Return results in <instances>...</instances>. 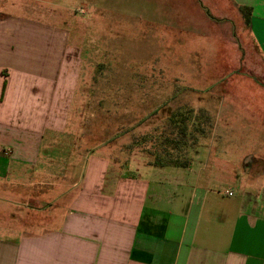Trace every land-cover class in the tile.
I'll list each match as a JSON object with an SVG mask.
<instances>
[{
    "label": "crops",
    "instance_id": "1",
    "mask_svg": "<svg viewBox=\"0 0 264 264\" xmlns=\"http://www.w3.org/2000/svg\"><path fill=\"white\" fill-rule=\"evenodd\" d=\"M10 1L0 0V264H264V195L228 197L202 187L217 182L212 173L217 167L210 164L214 149L196 147L190 158L188 149L184 163H161L155 153L115 147L97 155L93 144L80 148L84 141L93 143V133L82 137L83 122L72 126L64 104L72 105L81 86L84 93L80 76L90 61L73 48L70 36L11 16L40 10L15 8ZM137 2H142L135 6L137 19L174 32L204 27L201 34L216 44L224 42L222 21L233 15L249 34L259 32L253 41L264 54V0H218L223 5L215 4L217 9L229 14L185 19L189 23L176 18L186 17L198 0ZM171 11L179 14L169 19ZM136 55L141 60L138 50ZM120 65L109 74L144 76L129 71L125 61ZM155 67L163 72L170 65ZM86 87L78 95L83 104L90 101ZM145 92L137 89L140 100ZM65 138L76 139L75 146L65 149ZM35 188L42 189L47 205L67 200L66 210L60 214L53 206L45 215L10 210ZM32 198V204L42 201Z\"/></svg>",
    "mask_w": 264,
    "mask_h": 264
},
{
    "label": "rangeland",
    "instance_id": "2",
    "mask_svg": "<svg viewBox=\"0 0 264 264\" xmlns=\"http://www.w3.org/2000/svg\"><path fill=\"white\" fill-rule=\"evenodd\" d=\"M10 2L15 8L22 4L37 7L40 12L13 11L11 16L53 27L58 33L70 36L73 48L90 61L80 76L81 84L89 86L90 101L83 104L80 100L87 90L85 86L83 93L81 86L72 105L64 104V113L73 122L72 126L80 121L83 122L78 130L80 134L93 133V143L84 141L80 148L93 144L97 155L115 147L129 150L130 154L155 153L161 157L156 158L161 163L169 160L184 163L183 154L188 149L189 158L196 147L204 151L214 149L210 164L217 167L212 171L217 182L211 189L202 187L221 196L228 188L233 189L236 196L264 195V54L253 41L259 37V32L254 29L249 34L244 21H237L233 15H227V11L221 14L216 5L222 6V2L198 0L199 6H188L186 17L176 18L178 22L189 23L185 19L196 22L213 20L220 15L231 16L227 19L229 22L222 21L220 32L224 42L218 44L201 34L206 30L204 27L200 31L179 27L174 32L171 27L153 26L137 19L134 15L139 13L135 6L142 3L137 0ZM90 7L92 11H88ZM177 13L171 11L168 18L173 19ZM168 33L173 39H168ZM109 61H112L111 66ZM124 61L129 71L144 76L136 75L137 79L109 74ZM162 63L171 68L157 71L155 65ZM138 82L145 86L134 85ZM164 86L169 91L164 92ZM138 88L146 90V99L140 100ZM159 104L162 106L157 107ZM188 109L194 110L193 117H203L204 122L196 125L189 121L184 136L179 127L169 123V117ZM199 129L201 131H197ZM172 140H176V144ZM77 141L82 142L79 138ZM74 142L76 139L65 138L64 148L75 146ZM166 152L172 156L163 157ZM41 190L35 188L33 198L27 197L22 204L12 202L10 210L13 208L17 214L31 211V214L42 212L44 215L50 213L53 206L57 213L66 210L67 200L47 205L39 195ZM48 194L51 200H56V194ZM31 198L42 201L32 204Z\"/></svg>",
    "mask_w": 264,
    "mask_h": 264
},
{
    "label": "trees",
    "instance_id": "3",
    "mask_svg": "<svg viewBox=\"0 0 264 264\" xmlns=\"http://www.w3.org/2000/svg\"><path fill=\"white\" fill-rule=\"evenodd\" d=\"M241 10L245 11V9H241ZM245 16H247L246 12H245ZM246 22L248 23V20H246ZM193 115H194L193 109H188V110H185L184 112L178 111L176 113H173L169 117V123H171V125L173 124L174 126L179 127L180 133L185 136V135H187V125H188L189 121L190 122L192 121L193 124L196 123V125H200L201 123L204 122L203 117H200V116L193 117ZM197 131H201V129H199ZM172 142L176 144V140H172ZM168 154H170V153L166 152L165 156Z\"/></svg>",
    "mask_w": 264,
    "mask_h": 264
},
{
    "label": "built area",
    "instance_id": "4",
    "mask_svg": "<svg viewBox=\"0 0 264 264\" xmlns=\"http://www.w3.org/2000/svg\"><path fill=\"white\" fill-rule=\"evenodd\" d=\"M92 7H90V9H88V11H92ZM225 194L228 196V197H233L234 196V191L232 189H227L225 191Z\"/></svg>",
    "mask_w": 264,
    "mask_h": 264
}]
</instances>
